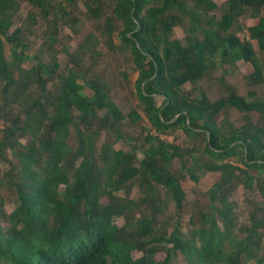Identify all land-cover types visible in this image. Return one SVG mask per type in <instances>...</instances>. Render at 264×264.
Listing matches in <instances>:
<instances>
[{"label": "trees", "instance_id": "1", "mask_svg": "<svg viewBox=\"0 0 264 264\" xmlns=\"http://www.w3.org/2000/svg\"><path fill=\"white\" fill-rule=\"evenodd\" d=\"M79 3L98 27L70 52L61 39L84 22ZM217 10L213 0H0V186L16 199L10 213L0 200V264H264V101L240 96L225 71L243 61L251 83L264 84V0ZM241 18L258 21L245 28ZM100 46L128 53L136 108L111 99L96 69ZM233 109L240 127L228 120ZM207 174L219 180L191 204L183 233L181 181ZM133 186L137 199L127 195ZM240 186L246 223L232 199Z\"/></svg>", "mask_w": 264, "mask_h": 264}, {"label": "rangeland", "instance_id": "2", "mask_svg": "<svg viewBox=\"0 0 264 264\" xmlns=\"http://www.w3.org/2000/svg\"><path fill=\"white\" fill-rule=\"evenodd\" d=\"M218 6L219 10L216 11V14L218 17L221 16V10H223L224 6L229 0H213ZM28 7L26 4H22L19 15L20 18L24 20L26 13L28 12ZM84 13V6L82 3H79L78 5V16L84 21L81 26H75L76 31L73 30L74 34L72 33L71 29H65L63 31V38L62 41H65V45L67 49L70 52H73L77 45L79 44V41L83 40L85 32L88 31H94L97 26L90 22V20H86V17L83 15ZM258 20H252L248 18H241L239 20L241 26L247 28L249 26H254L257 23ZM21 21H17V26ZM188 19L185 21V24L188 25ZM185 26H177L174 28L175 36L179 39L184 40L185 38ZM31 34L29 35V41L33 45V47L37 46L40 42V31L39 27H35L31 30ZM238 37L241 40H245L249 38L248 32L245 30V32L238 33ZM114 43L118 44L119 40L117 38H114ZM253 45L258 52V47L256 42H253ZM7 56H8V49L5 48ZM99 51H101V56L96 60V69L98 71L103 72L107 76L106 80L109 82V84L112 87V90L110 91L111 99L115 101V103L124 111L127 112L130 109L136 108L138 106V101L135 96V79L137 77V72L133 69V65L131 64V61L129 59L128 53L121 51L120 49L116 52H110L106 50L103 46H100L98 48ZM59 60L62 62H65V55L61 52L58 54ZM225 71L228 73L226 76L227 81L232 84L235 89H237L238 94L240 96H247L250 92H256L258 97L264 101V84L259 86H254L251 81L248 79V77L254 72L253 67L245 63L243 61L238 62L236 64V67H225ZM124 72L125 76L121 75V73ZM223 70L220 68L217 72L211 75V80L218 79L222 77ZM210 80V81H211ZM206 85L205 87H209V84L207 82L209 80H205ZM214 84H216L214 82ZM217 86V85H216ZM188 88H186L187 91ZM208 89V88H207ZM84 92L88 95L91 94V91L88 88H84ZM217 90L215 91V95L213 97H217ZM161 98L156 97L155 103L156 105H159L161 103ZM142 119L144 120L140 121V124L137 126V131L140 132L139 125H145L147 123L145 116L142 112H140ZM221 120V118H218ZM251 119L253 123H259L262 119V117L258 113H252ZM218 120V121H219ZM229 122H231L235 127H240L243 124L242 115L236 111L231 110L229 112ZM1 128V125H0ZM177 137H179V142L182 140L185 141L188 145L191 143L189 139H187L184 135H182L180 132H175ZM165 139H170L169 137L165 136ZM71 143L74 142L73 138L70 139ZM102 141V138L99 140ZM21 142H24L22 140ZM184 143V145H186ZM115 148H125L123 143H116ZM0 171H3V169H0ZM264 177V175H263ZM0 179H3L2 173L0 172ZM219 180L218 174H207L200 178L198 184H194L191 182L188 178L181 181V187L182 190L185 193L186 196V206L181 214L180 222L182 224V232H186L188 229V223H189V217L191 213V204L196 201L204 202L202 199L201 194L206 192L209 188L212 187L213 184H215ZM132 199H137L139 197V191L136 186H133L130 188L129 193L127 194ZM118 196H125V192H121L118 194ZM247 196L246 191L240 186L237 188L236 192L234 193L232 199L237 203V209L235 210L237 215L238 223H246L247 222V213L250 211L251 206L248 204V202L245 200V197ZM0 200H3L4 202V211L6 213H10L13 211V209L16 206V199L15 197L10 193L9 188L7 187V184L0 186ZM173 212V206H170L169 210L167 211L166 215H169ZM118 225H121L123 222L122 220L116 221ZM2 227H6V223L4 221L1 222ZM135 259H138L140 255L135 254L133 256ZM181 260V259H180ZM179 263V262H178Z\"/></svg>", "mask_w": 264, "mask_h": 264}]
</instances>
